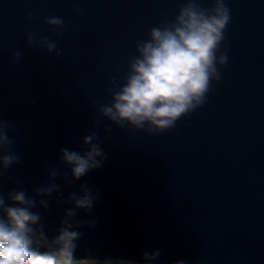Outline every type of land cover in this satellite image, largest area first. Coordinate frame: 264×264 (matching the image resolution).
I'll return each instance as SVG.
<instances>
[{
	"label": "water",
	"instance_id": "water-1",
	"mask_svg": "<svg viewBox=\"0 0 264 264\" xmlns=\"http://www.w3.org/2000/svg\"><path fill=\"white\" fill-rule=\"evenodd\" d=\"M184 0H0V117L15 122L13 150L22 160L6 174L5 193L49 181L48 167L68 171L62 148L83 153V137L95 131L107 159L81 184L101 193L92 209L94 228L82 227L76 258L93 249L96 259L137 264H264V0H226L231 20L206 103L163 133L112 124L98 106L109 103V81L122 82L135 44L149 29L177 15ZM210 8L212 0H199ZM32 13L36 19L30 20ZM59 16L63 29L44 21ZM55 41V58L26 34ZM59 33V35H58ZM23 55L14 62L12 55ZM219 55V53H218ZM98 102L94 104L93 102ZM101 120L100 128L93 121ZM41 212L47 229L59 227L65 208L56 194ZM79 220L90 218L81 210ZM54 231L49 235H55ZM160 249L156 261L143 253Z\"/></svg>",
	"mask_w": 264,
	"mask_h": 264
},
{
	"label": "clouds",
	"instance_id": "clouds-1",
	"mask_svg": "<svg viewBox=\"0 0 264 264\" xmlns=\"http://www.w3.org/2000/svg\"><path fill=\"white\" fill-rule=\"evenodd\" d=\"M30 20L36 17L28 14ZM231 20V11L226 0H212L210 8L201 7L199 0H184L175 18L163 21L149 29L147 39L135 44L136 55L128 60L127 71L122 82L111 78L107 89L111 100L100 104V117L110 123L103 125L104 131L112 133V124L123 129L130 127L148 134L163 133L173 128L176 122L206 103L212 81H219V66H226L228 56L221 52L225 30ZM53 30L63 29L62 17H47L44 21ZM59 35V33H58ZM26 44H41L55 58L63 55L55 41L48 37L37 40L32 32L26 34ZM219 53V55H218ZM23 53H13L14 62L22 59ZM94 104L98 102L94 101ZM101 120L93 121V128H100ZM13 121L0 117V264H137L131 260H99L93 249H86L84 258H76L82 227L94 228L99 222L91 218L92 209L101 193L80 185V191L63 197L60 185L54 181L60 177L69 186L99 169L107 159L101 147L102 141L93 131L83 137V153L62 148L59 157L68 171L61 172L56 166L48 167L49 181L32 189V195L20 187L19 177L7 176V181L16 185L6 193V174L13 165L22 163L20 155L13 150L15 139L10 132L16 131ZM56 194L58 204L72 205L65 208L59 227L47 229L44 218L36 208L47 210V197ZM83 210L89 214L87 220L76 217ZM54 231L56 234L50 236ZM160 249L143 253L146 262L156 261ZM175 264H186L177 260Z\"/></svg>",
	"mask_w": 264,
	"mask_h": 264
}]
</instances>
